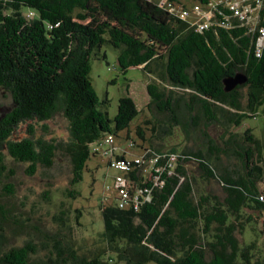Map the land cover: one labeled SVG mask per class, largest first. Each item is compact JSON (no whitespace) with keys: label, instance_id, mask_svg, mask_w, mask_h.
I'll list each match as a JSON object with an SVG mask.
<instances>
[{"label":"trees","instance_id":"trees-1","mask_svg":"<svg viewBox=\"0 0 264 264\" xmlns=\"http://www.w3.org/2000/svg\"><path fill=\"white\" fill-rule=\"evenodd\" d=\"M162 1L0 0V90L12 100L0 113V179L13 175L3 149L13 159L28 162L27 172L33 174L37 164L50 167L60 148L69 156V183L74 186L90 157L102 159L92 151L93 142L108 133L121 137L122 130L124 141L132 138L137 146H147V157L158 156L157 165H164L168 154L177 156L172 173L162 171L161 185L142 183L144 175L131 173L135 187L150 189L149 199H141L137 209L105 203L99 195L102 246L80 252L71 231L60 229L41 244L47 250L43 258L30 259L39 248L27 241L2 251L1 264H264V249L254 240L242 246L236 236L245 222L254 221L264 248L260 139L251 127L240 134L230 130L264 110V43L257 56L256 34L247 26L212 24L199 31L167 7V2L189 7L205 0L190 5ZM104 43L118 49L122 72L141 67L156 78L146 84L148 110L167 113L174 125L182 123V112L189 126L202 123L205 151L163 149L155 145L159 135L146 137L140 125L131 131L139 110L128 91L119 98L112 119L100 108L108 100L100 102L91 84L90 55L105 58L100 52ZM235 72L244 73L246 80L225 91L223 78ZM56 114L67 119V139L35 137L34 125ZM21 124L27 125L26 135L13 139ZM216 124L223 128L220 144L205 130ZM223 155L239 164L223 166ZM191 164L202 180L219 183L221 199L196 193V179L188 173ZM67 192L71 198L80 195L76 189ZM75 211L80 217L81 209ZM242 212L245 221L238 223ZM3 214L0 206V218ZM65 214L61 210L55 216L64 226Z\"/></svg>","mask_w":264,"mask_h":264},{"label":"rangeland","instance_id":"rangeland-1","mask_svg":"<svg viewBox=\"0 0 264 264\" xmlns=\"http://www.w3.org/2000/svg\"><path fill=\"white\" fill-rule=\"evenodd\" d=\"M181 1L190 5L196 0ZM100 52L106 54L105 58L96 57L94 52L90 55L89 77L99 101L108 100L105 104H101L100 108L106 110L111 119L117 112L119 98L126 95L128 91L139 110L129 125L131 131L136 125H140L145 130L146 137L152 133L159 135L155 145H160L163 149L176 147L180 150L186 146L205 151L202 134L205 127L202 123L195 127L189 126L188 123H184L188 120V115H183L182 112L179 114L182 123L174 125L169 120L167 113L148 110L149 96L146 91V84L152 79H156L154 76H149L141 67H129L125 72H122L117 62L118 49L111 44L104 43ZM176 91L183 93V90L179 88ZM11 104L12 100L9 94L0 90V113L7 110ZM145 120H149L150 123H145ZM43 124L46 125L45 129ZM66 126L67 119L61 114H56L53 118L34 125L35 137L42 134L47 139L65 141L67 139ZM247 127H251L254 135L260 139L261 160L258 163L264 168L263 109L257 113L256 117L246 118L240 126L231 127L230 130L240 134ZM26 128V124H21L12 138L24 137ZM184 128H186V132ZM205 130L220 144L223 128L219 124L210 126ZM120 135L121 137L116 138V143L125 146L126 142H124L123 137L126 135V130H122ZM2 152L4 162L8 170L13 171V175L4 176L0 179V206L4 212L3 218H0V253L12 246H21L25 242L31 241L39 249L35 254H31L30 259L32 261L38 260L47 253V250L40 249L41 244L48 242L49 236L60 229L62 232L71 231L80 252L87 253L91 249L102 246V242L99 240V233L103 227L99 210V195L103 184L112 181V177H106V174L115 173L114 170L109 169L105 158L90 157L83 171L82 180L73 186L69 183L71 179L69 156L60 148L55 151L50 167L37 164L33 174L27 172L28 162L13 159L6 149H3ZM221 163L228 168L239 164L233 156L226 157L225 155L222 156ZM190 166L188 173L196 179V193L212 194L219 199L224 196V192L216 180L213 179L210 182L202 180L196 165L191 164ZM263 185L264 174L262 181L259 182L260 187ZM9 188L12 190L9 191ZM68 189H76L80 195L77 198H71L68 196ZM75 209L82 211L78 218L75 217L77 213ZM61 210L66 212L64 216L65 226L61 225L55 218ZM244 211L248 213V210L244 209ZM245 212H242V217L238 223L245 221ZM236 236L242 246L254 240L258 249H264L262 234L258 224L254 221L245 222L241 232H236ZM147 264L156 263L148 262Z\"/></svg>","mask_w":264,"mask_h":264},{"label":"built area","instance_id":"built-area-1","mask_svg":"<svg viewBox=\"0 0 264 264\" xmlns=\"http://www.w3.org/2000/svg\"><path fill=\"white\" fill-rule=\"evenodd\" d=\"M167 7L181 19L188 20L199 31L212 24L224 27L247 26L248 32L256 34L255 54H261L264 43V0H205L189 7L173 6L167 2ZM124 142L125 146L116 143V136L108 133L92 144V151L102 159L105 158L109 169L115 171L112 175H106L111 176L112 181L103 184L100 198L105 203L116 201L121 208L132 206L137 209L141 199H149L150 189L135 187L131 173L135 171L138 176L144 175L142 183L151 181L154 186L161 185L162 171L168 168V173H172L177 156L168 154L165 164L157 165L159 157H147V146H137L132 138ZM259 199L264 200V188L259 193ZM260 227L264 230V213L260 219Z\"/></svg>","mask_w":264,"mask_h":264},{"label":"water","instance_id":"water-1","mask_svg":"<svg viewBox=\"0 0 264 264\" xmlns=\"http://www.w3.org/2000/svg\"><path fill=\"white\" fill-rule=\"evenodd\" d=\"M246 76L242 72H235L233 75H228L223 78L224 90L230 91L236 85L243 83Z\"/></svg>","mask_w":264,"mask_h":264}]
</instances>
